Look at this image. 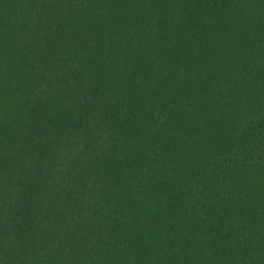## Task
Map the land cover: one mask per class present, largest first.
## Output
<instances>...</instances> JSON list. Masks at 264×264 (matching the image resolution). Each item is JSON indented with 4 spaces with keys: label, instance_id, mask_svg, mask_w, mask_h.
Listing matches in <instances>:
<instances>
[{
    "label": "trees",
    "instance_id": "trees-1",
    "mask_svg": "<svg viewBox=\"0 0 264 264\" xmlns=\"http://www.w3.org/2000/svg\"><path fill=\"white\" fill-rule=\"evenodd\" d=\"M0 264H264V0H0Z\"/></svg>",
    "mask_w": 264,
    "mask_h": 264
}]
</instances>
